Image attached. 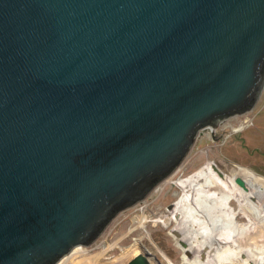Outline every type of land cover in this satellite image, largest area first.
I'll return each instance as SVG.
<instances>
[{"label":"water","instance_id":"obj_1","mask_svg":"<svg viewBox=\"0 0 264 264\" xmlns=\"http://www.w3.org/2000/svg\"><path fill=\"white\" fill-rule=\"evenodd\" d=\"M263 90L264 0H0V264L91 245Z\"/></svg>","mask_w":264,"mask_h":264},{"label":"rangeland","instance_id":"obj_2","mask_svg":"<svg viewBox=\"0 0 264 264\" xmlns=\"http://www.w3.org/2000/svg\"><path fill=\"white\" fill-rule=\"evenodd\" d=\"M214 126L213 134L210 126L199 130L186 158L145 199L120 211L91 245L81 246L77 253L64 257L58 264H128L143 249L151 253V264H209L214 253L204 256L187 252L188 245L181 244L182 236L173 233L177 231V220L170 219L169 208L185 194L178 184L209 163L222 176H232L233 171L245 167L264 178V90L252 109L219 119ZM228 204L234 214L238 213L233 220L237 241L234 232H224L231 243L223 245L222 251L227 253L219 264H255L248 263L245 254L238 259L236 250L240 244L250 249L255 243L243 235L242 228L251 234L260 231V225H253L236 200ZM256 239L263 245V236ZM199 257L204 259L203 263Z\"/></svg>","mask_w":264,"mask_h":264},{"label":"bare ground","instance_id":"obj_3","mask_svg":"<svg viewBox=\"0 0 264 264\" xmlns=\"http://www.w3.org/2000/svg\"><path fill=\"white\" fill-rule=\"evenodd\" d=\"M221 174L209 163L182 180L178 185L185 194L172 205L174 208L170 209V219L177 220L176 229L185 245H188L187 252L198 255L203 253L204 256L214 253L209 264H219L227 253L222 251L223 245L231 243L224 232H234L233 237L237 241L233 220L238 218V213L234 214L228 207L230 200H236L253 225H260V231L251 234L248 229L240 227L243 235L250 237L249 240H255V243L250 249H246L248 246L238 245L240 248L236 250V257L240 259L245 254L248 263L264 264V239L260 240L263 245H259V240L256 239L258 236L264 237V178L256 176L245 167L233 171L232 176ZM236 178L243 179L246 188L237 184ZM80 249L77 247L69 255H74ZM198 259L204 262V259Z\"/></svg>","mask_w":264,"mask_h":264}]
</instances>
